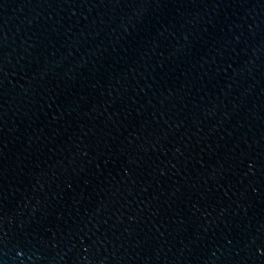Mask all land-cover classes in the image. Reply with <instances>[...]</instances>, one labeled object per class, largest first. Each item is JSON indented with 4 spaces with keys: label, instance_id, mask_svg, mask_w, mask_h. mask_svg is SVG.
Segmentation results:
<instances>
[{
    "label": "water",
    "instance_id": "95a60500",
    "mask_svg": "<svg viewBox=\"0 0 264 264\" xmlns=\"http://www.w3.org/2000/svg\"><path fill=\"white\" fill-rule=\"evenodd\" d=\"M0 264H264V0H0Z\"/></svg>",
    "mask_w": 264,
    "mask_h": 264
}]
</instances>
